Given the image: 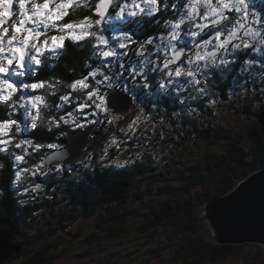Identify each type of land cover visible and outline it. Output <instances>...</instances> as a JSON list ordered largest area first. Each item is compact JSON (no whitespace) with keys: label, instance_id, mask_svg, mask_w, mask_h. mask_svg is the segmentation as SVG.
I'll use <instances>...</instances> for the list:
<instances>
[{"label":"trees","instance_id":"obj_1","mask_svg":"<svg viewBox=\"0 0 264 264\" xmlns=\"http://www.w3.org/2000/svg\"><path fill=\"white\" fill-rule=\"evenodd\" d=\"M163 2L164 0H161V3ZM91 3L94 6L95 0H91ZM249 3L252 6L251 10L255 8L259 12L264 11V0H249ZM90 14L88 6L80 2L79 6L74 7L71 14L63 22L79 20ZM166 16L174 19L176 14L165 13L161 10L158 16L151 19L157 21L156 23H152L148 17L140 18L143 24L140 23L142 26L136 27L137 36L143 38L154 33H164ZM183 28L195 30L193 25L187 21ZM132 51L130 56H132ZM248 51L251 52V50ZM238 55L243 57L245 53L240 52ZM252 58L257 63L249 72L241 73L240 76V80L244 82L242 86L249 92V96L243 95L244 97H239V101L234 103L231 97L234 93L233 90L235 91L237 87H233L235 73L228 71L223 76L218 73L215 74L207 88V97L203 96L197 105L198 114L205 117L207 115L208 122L195 126L198 114L195 117L187 115L186 117L183 116L180 124H176L174 120L173 123L177 126L173 129L166 125L159 131L152 128L146 129L144 138L140 140V146H143L144 149L138 151L143 152L140 153L139 158L127 166H110V162L107 160L94 165L91 169L81 171L74 177H70L66 171L59 179L54 174L37 175L34 178L28 177L30 188L37 182L42 184V188L38 193H35V198H33V194L29 193L26 195L27 200L22 201L19 199L20 195L15 194L9 187L13 179V173L8 166L11 162L10 158L0 160V163L6 165L0 168V230L8 232L10 235L9 244L18 248V251L11 258L2 262L5 263L12 258L23 256H29L27 262L32 260L33 263H36L35 258H39L40 261L42 258L46 260L45 256L40 255V252L30 251L31 247L27 249L26 246L28 244L33 245L34 242L47 238L59 230H64L69 234V226L87 218H95L99 222L97 227L102 231H107L108 235L111 236L112 227L116 231H124L126 224H128L126 223L127 220L134 214L140 216L139 219L134 220L135 224H139L137 229H143L150 225L166 228L171 223L178 222H182L180 225L182 228H189L191 224L192 228L193 226L201 227V232H204L201 238L206 239L207 243L201 247L195 245L193 243L196 241L195 236L194 239L191 237L187 241L188 243H184L176 253L183 264H198L202 260L203 263L200 264H207L206 261L210 256L219 257L220 255L222 257L224 253L220 251L229 253L234 251L233 249L236 247H243V245L212 243L206 237L209 229L202 221L199 212L207 202L227 194L231 188L235 187L239 178L245 177L254 170L264 168V69L259 63L264 61V56L255 53ZM97 64L98 58L92 54L89 44L76 47L66 42L65 50L60 53L59 58L50 59L48 66L40 67L39 74L32 78L35 80L44 79L53 84L59 80L61 83L56 84L55 88L46 85L32 93L44 97L49 106L41 109L43 119L41 123H38L37 129L28 133L29 136L35 138L34 143H42L45 147L39 151H29L26 156V163L35 164L37 161H41L43 157L46 159L47 155L54 151L47 148V144L55 143L61 148L68 144L67 137L70 134L84 131L85 128L80 129L62 124L61 129H57L53 125L52 132L49 133L48 121L53 116L58 117L59 111L55 105L60 103L59 97L61 95L71 92L69 84L87 75L92 67ZM229 67L237 71L242 70V65L239 62ZM72 97L71 105H64L65 111L73 110L78 99L83 101L82 92L72 93ZM129 97L133 99L131 96ZM155 97L159 98L156 103L162 106L157 113L158 116H171L181 109L182 105L175 98L176 94H159ZM212 100L216 102L225 100L223 102L229 103V110L236 117L233 125L212 122L213 112L208 110L204 112L205 105L202 103V101ZM132 104L125 113L113 112L111 115L122 117L128 112L131 113L129 110ZM6 110L7 107L5 106ZM77 118L79 119V115ZM91 126L94 127V130L88 134L78 156L69 162H64L63 166L70 163L77 164L76 162L79 159L82 160L90 150L100 146L106 133L113 130L110 125H105V123ZM196 140L204 141L207 146L218 143L223 145L224 149L209 150L207 148L195 163L192 164L193 160L185 161L187 167L179 168L176 151L186 144L197 143ZM224 140H226L225 144ZM156 145L159 152H150L151 148ZM134 147L136 148V145ZM58 163L61 162L54 161L50 166ZM167 166L177 169H167ZM46 169H49V166L46 165ZM62 180L65 183L64 186L59 185ZM59 189H63L66 193L65 205L62 208L58 205L57 193L54 192ZM36 216L43 219L42 227L34 236L22 238L21 232L29 221ZM124 218H126L125 221ZM100 222H102L103 227ZM118 223H121L120 229H118ZM91 236H83L82 238L87 241ZM73 237L77 238L78 236L73 234ZM95 237L93 235V238Z\"/></svg>","mask_w":264,"mask_h":264},{"label":"snow or ice","instance_id":"obj_2","mask_svg":"<svg viewBox=\"0 0 264 264\" xmlns=\"http://www.w3.org/2000/svg\"><path fill=\"white\" fill-rule=\"evenodd\" d=\"M80 2L88 6L91 14L63 22ZM251 7L249 0H173L171 4L168 0L163 3L161 0H95L94 6L91 0H0V160L10 158L8 166L13 173L10 189L18 195L31 193L35 198L42 184L37 182L27 187L25 174L33 178L47 175L39 169L50 167L55 158L53 153L38 165L21 167L30 148L35 152L45 147L34 143L35 138L28 135L42 122L41 109L49 106L44 97L32 93L46 85L55 88L61 83L32 78L39 74L40 67L48 66L50 59L59 58L66 42L76 47L89 44L98 64L69 84L70 93L59 97L60 103L55 105L59 115L49 119V133L53 125L57 129L62 124L83 129L103 124L105 120L111 124L114 119L111 113L126 103L129 96L136 99L139 90L151 89L158 74H162L159 89L169 95L174 91L182 105L185 97L181 93H188L190 100L197 99L192 92L207 96V87L217 73L223 76L228 71L234 72L233 87L242 86L241 71L229 66L239 62L242 71L249 72L257 63L253 54L264 56V11H252ZM161 10L172 12L177 18L166 16L164 33L139 38L136 26L143 22L140 18L151 20ZM186 21L195 30H185ZM113 25L120 27L119 36H109ZM134 44L138 45L135 56L139 59L126 66L127 50ZM147 45H152L155 51H148ZM240 52L245 55L240 57ZM259 63L264 69V61ZM76 92L83 93V101L78 99L73 110L65 111L64 105H71L72 93ZM191 110L197 111L196 106L192 105ZM139 120L138 117L129 125L131 131H135ZM111 144H117V140L113 138ZM13 147L19 151H11ZM46 147L60 149L55 143ZM60 155L63 157L65 153ZM107 155L105 149L101 161ZM64 162L58 163L53 171L62 174ZM113 165L123 166L116 161L110 162ZM5 166L0 163V168ZM67 171L71 174L77 170L70 167Z\"/></svg>","mask_w":264,"mask_h":264},{"label":"rangeland","instance_id":"obj_3","mask_svg":"<svg viewBox=\"0 0 264 264\" xmlns=\"http://www.w3.org/2000/svg\"><path fill=\"white\" fill-rule=\"evenodd\" d=\"M171 1L172 0H168L169 4L172 3ZM252 11L257 12L258 10L254 8L252 9ZM176 18L177 15L174 19ZM185 30L189 29L185 28ZM108 34L109 36H119L121 34L120 28L116 25H113L109 29ZM134 46L135 44L127 50L128 57H125L126 66L131 62H134V60L139 59V57L135 56L138 45H136L137 47ZM147 49L150 52L155 51L152 45H147ZM131 50H133L131 53L132 56H130ZM186 59L187 57L184 58V60ZM241 73L244 72L242 71ZM159 75L162 74H158L157 77L153 80V87L151 89L139 90L138 98L131 99L133 100V104L131 109L129 110L131 111V113L128 112L129 115L128 113L122 117L116 115L111 124H108L105 120V125H110L111 129L113 130H110L106 133L102 144H100V146H98L97 148L90 150L89 153L84 155L82 160L79 159V161L76 162L77 164H65L63 166L64 172H68L67 170L70 167L76 169L77 171L69 174L70 177H74L83 170L93 168L94 165L96 166L98 163L102 162L100 157L105 152V149H107L108 155L107 158L103 161H116L123 166H127L131 164L137 158V156L141 155L140 153L143 152L138 151L144 149L143 146H140V140L144 138V131L146 129L152 128L153 130L159 131L163 129L164 125L170 127V129H173L177 126V123H181V119L183 120V116H197V114L199 113L197 106L198 102L204 96L198 92H192V96L197 97V99L191 100L188 97V93H181V96L185 97V104H181V109H179L174 113V115L171 116H158L157 113L159 109L161 110L162 106L156 103L159 98L155 96L159 94L169 95L168 93H165L161 89H159ZM233 92L234 93L232 94L231 100L234 103H237V101H239V97H244L243 95L249 96V92L243 86H237L235 88V91L233 90ZM172 94L175 95V92L173 91ZM223 101L225 100L216 102L214 104L210 103L209 101H202V103H204L205 105L204 112H206L207 110L209 112H213L212 122L214 123L219 122L223 123L224 125H233V122L236 121V117L233 116L232 112L229 110V103ZM192 105L196 106L197 111L191 110ZM138 117L140 118V120L138 121V125L134 126L135 131L133 132L129 129V125ZM144 117H147V122H144ZM206 117L208 116L206 115ZM206 117L198 114V117L195 120V126H200L202 125V123L204 124L205 122H208ZM174 120L176 124L173 123ZM113 138L117 140V144H111V140ZM225 142L226 140H224V144ZM135 145L136 148L134 147ZM249 145H251V143H249ZM207 148L209 150L224 149L223 145H220L218 143L207 146L204 141L198 140L197 143L186 144L182 146V148H180L178 151H176V155L179 158L177 156L173 157H177L179 168H186L187 162L185 161L193 160L192 164L195 163L200 159L201 153H203ZM157 149L158 146L156 145L151 148L150 152H159ZM11 151L17 152L15 148H13ZM28 151L33 150L29 149ZM43 159L44 157L41 158V161ZM41 161H37L35 164L25 162L21 165V167L31 168L33 165L40 164ZM84 165H89V167H84ZM55 167L56 164L50 166L49 169H46L45 166L40 168L39 172L47 173L48 175L54 174L56 175V178L59 179L62 175H64V172L62 174L55 173L53 171ZM166 168L174 170L177 169L169 166H167ZM25 177L26 186L30 188L31 185L28 177L32 176L26 173ZM63 180L59 185H65ZM40 190H38L37 193ZM54 192L57 193L58 205L61 208L64 207V198L66 197V193L63 189H59ZM154 196L156 197V195ZM19 199H21L22 201H26L27 197L26 195H20ZM199 215L203 217V215ZM136 218L139 219L140 216L134 214V216L129 217L126 222L128 224H126L125 229L122 232L121 230L116 231L112 227V232H110L112 233L111 236L108 235L107 231H102L97 227V224L99 222L95 218L82 219L79 222L69 226L68 229L70 231L65 229L66 231L70 232L69 234L64 230H59V232L57 231L47 238L34 242L33 245L28 244L26 246L27 249L31 247L30 251L36 250L40 252V255H42L43 257L45 256L46 260H43L44 258H42V260L40 261L39 258H35L36 263H33L32 260L27 262L26 260L29 256H23L21 258H12L5 263L0 262V264H183L181 263V260L179 259V256L176 255V253L184 243H188L187 241H189L191 237H193L194 239V236L196 237V241H193L195 245L201 247V245L203 246L207 243L206 239L203 240L201 238L203 237L204 232H201V227L199 226H193L192 228L191 224V227L189 228H182L180 226L182 222H178L174 224L171 223L170 226L166 228L160 227L159 225H155L153 227L152 225H150L145 226L143 229H137L139 224L134 223V220ZM125 220L126 218H124V221ZM42 223L43 219H41L39 216L34 217L29 221L23 232H21V237L30 238L34 236V234L42 227ZM100 224L103 227L102 222H100ZM120 225L121 223H118V229H120ZM106 226H104V228H106ZM162 231L164 233H161ZM73 234L74 236L78 237H73ZM88 235L92 236L89 240L85 241L82 237ZM93 235H95L96 237L93 238ZM233 250L234 251L229 253L220 251L224 253L222 257L220 255L219 257L210 256L208 257L206 263L264 264V248L258 244H243V247H236ZM200 263H203V260L198 262V264Z\"/></svg>","mask_w":264,"mask_h":264},{"label":"water","instance_id":"obj_4","mask_svg":"<svg viewBox=\"0 0 264 264\" xmlns=\"http://www.w3.org/2000/svg\"><path fill=\"white\" fill-rule=\"evenodd\" d=\"M131 98L118 106L115 112L125 113L131 106ZM94 127L70 134L68 144L54 150V161L69 162L75 159L84 146L88 134ZM60 152L65 155L61 157ZM46 157V159H47ZM209 232L206 237L219 245L258 244L264 248V168L254 170L245 177L239 178L235 187L229 192L213 199L199 212ZM10 235L0 230V262L10 258L18 248L9 244Z\"/></svg>","mask_w":264,"mask_h":264},{"label":"flooded vegetation","instance_id":"obj_5","mask_svg":"<svg viewBox=\"0 0 264 264\" xmlns=\"http://www.w3.org/2000/svg\"><path fill=\"white\" fill-rule=\"evenodd\" d=\"M151 19H153V18H151ZM141 24H143V23H141ZM141 24H139V25H137V26H142ZM137 26H136V27H137Z\"/></svg>","mask_w":264,"mask_h":264}]
</instances>
